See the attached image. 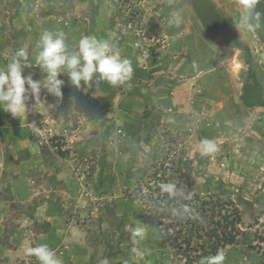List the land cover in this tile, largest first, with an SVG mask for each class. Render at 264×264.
<instances>
[{"label": "rangeland", "instance_id": "374dc122", "mask_svg": "<svg viewBox=\"0 0 264 264\" xmlns=\"http://www.w3.org/2000/svg\"><path fill=\"white\" fill-rule=\"evenodd\" d=\"M142 1L0 0V66L21 47L34 61L39 35L44 30H63L70 47L84 35L111 39L134 69L130 89L101 83L97 96L95 88L75 89L62 74L58 77L65 81L61 98L42 90L45 105L35 106L29 98L25 116L18 119L0 111V202L7 212L13 210L6 222L16 223L18 212L30 213L32 205L44 200L59 203L63 223L80 231L79 239L72 242L54 237L48 242L63 264H185L182 255L163 245L154 217L147 227L152 236L133 244L126 225L146 223L135 219L133 209L126 206L127 194L132 196L138 183L127 184L124 177L128 169L137 177L147 169L141 194L148 195L146 183L151 181L158 189L161 183L160 173L152 176V167L170 169L178 158L187 157L194 169L190 175L194 191L231 201L238 209L241 223L236 241L219 247L225 253L224 264H264L263 113H251L239 105L234 109L225 100L230 93L237 99L235 87L244 77L257 78L264 88V46L254 31H240L244 50L224 53L206 37L188 0H146L147 10H141ZM176 1L183 10V23L169 27L167 18L177 8ZM223 1L234 25L237 0ZM100 15L105 24L98 25ZM187 31L191 38L182 34ZM200 44L207 57L220 63L228 58L240 62L233 80L227 82L222 75L213 80L209 74L192 77L182 70L193 60L189 53L195 47L198 51ZM179 63L181 67L176 68ZM229 65L235 69L234 61ZM29 74L33 80L43 78L35 66L23 69V75ZM205 81H211L210 89L203 88ZM178 87L182 105H187L182 112L168 100ZM199 101L204 110L189 107ZM205 138L218 145L215 154L201 155L199 145ZM170 173L167 170V178ZM28 187L39 194L31 204L21 205L17 193ZM161 194L156 192L154 197ZM122 214L126 217L119 224ZM29 227L34 242L42 231L53 232L50 223L34 222ZM5 230L2 244L9 245ZM30 232L25 237L30 238L29 246L36 247L39 244L31 242ZM133 247L142 255L133 253ZM25 255L28 264H38L34 256Z\"/></svg>", "mask_w": 264, "mask_h": 264}, {"label": "clouds", "instance_id": "9594fccd", "mask_svg": "<svg viewBox=\"0 0 264 264\" xmlns=\"http://www.w3.org/2000/svg\"><path fill=\"white\" fill-rule=\"evenodd\" d=\"M262 2L264 0H237L239 14L234 20V25L238 31H254L260 27L264 13L257 11V6ZM183 19V10L174 8L168 15L167 25L179 27ZM33 66L38 67L43 74L41 80H33L31 74L23 75V69ZM241 67V64L235 65L237 71ZM62 74L67 76L70 85L75 89L87 91L95 88V95L99 96L101 83L113 88L130 89L134 69L132 61L121 55L120 49L111 39L84 35L74 47H70L63 30H44L35 44L34 61L30 60L28 50L21 47L14 50L7 58V62L0 66V111L19 119L26 114V102L29 98L35 101V106L45 105L40 98L42 90L57 99L61 98L65 81L58 77ZM51 107L53 105L47 106ZM32 126L37 128L34 124ZM199 150L204 156L215 154L218 145L213 140L205 138L200 142ZM159 190L169 198L183 197L191 200V196L186 194L185 188L181 187L176 179L161 182ZM172 215L182 221L199 219V213L188 203L173 208ZM126 228L134 245L140 244L149 234L147 226L139 222L135 225H126ZM131 251L142 255L137 247H133ZM28 255L34 256L38 264H63L47 244L30 247ZM225 258L224 251L220 249L215 255L202 257L199 264H224Z\"/></svg>", "mask_w": 264, "mask_h": 264}, {"label": "trees", "instance_id": "16d2710c", "mask_svg": "<svg viewBox=\"0 0 264 264\" xmlns=\"http://www.w3.org/2000/svg\"><path fill=\"white\" fill-rule=\"evenodd\" d=\"M206 1L210 3L209 0ZM198 2L197 0H190L196 16L202 22L203 16L198 12L200 4ZM210 8L213 7L211 6ZM257 11L264 13V2L257 6ZM219 20L227 30L226 35L231 37L234 43L233 46H237L243 50L244 44L236 38L235 34L221 19ZM254 33L259 42L264 46V15L261 17L260 27L256 28ZM251 79L252 85H248V83L244 85L242 95H239V100L245 108H252L254 106L264 108V100L262 99L263 88L255 77H251ZM262 134L264 135V118ZM173 165L175 167L170 169L163 166H160L159 169L156 166L152 167V176L156 177L160 173V178L157 180H161V182H167L172 179L178 180L180 186L185 188L186 194L191 196V200L184 199L183 197L169 198L164 193L154 197V194L160 190L155 188L156 186H151V181L146 183L145 186L150 194L143 195L141 194V180H143L142 176L147 174L148 170L138 171L143 173V175L141 174L137 177V173H132L128 169L124 177L125 182L130 184L133 181L138 184L132 196L127 194L126 198L128 200H126V206H130L133 209V217L137 220H143L148 228L151 224V219L154 217L157 226L160 228V237L163 245L170 247L171 253L174 252V254L179 256L182 255L181 259H184L185 264L199 263L202 257L215 255L219 247L235 243L241 223L240 215L238 209L232 207L231 201L225 202L214 195L201 194L194 191L190 182V175L194 171L190 159H187V157L178 158ZM167 170L171 171L169 178L165 175ZM182 203H188L193 207L199 213V219L182 221L174 217L172 209L179 208ZM124 217H126L125 214L120 216L119 224H123ZM149 236H152L151 232ZM181 248H183L182 253H178V250ZM190 253L197 255L192 257Z\"/></svg>", "mask_w": 264, "mask_h": 264}, {"label": "crops", "instance_id": "0c3cea01", "mask_svg": "<svg viewBox=\"0 0 264 264\" xmlns=\"http://www.w3.org/2000/svg\"><path fill=\"white\" fill-rule=\"evenodd\" d=\"M197 1H199L198 3H200V4H201V2L202 3L207 2L206 0H197ZM209 1H210V3L207 2L209 4V8L211 6L213 7L212 9L214 10L215 14L216 13L218 14V15L216 14L218 16V18L221 19L223 21V23H225V25L227 27H229V29L235 34L236 38L242 44H244L245 43V39H244L245 37L241 34L240 31H238L236 29V27H234L233 23L231 22V17H228L227 11H225L223 9V5H225V3H224L225 1H223V0H209ZM171 3L172 2L170 1V4ZM176 3H177V1H176ZM187 3L189 4L191 10L193 11L192 15L194 14L193 16L196 17V13H195L193 7L191 6L190 0H188ZM147 4L149 6V1L146 2V0H143L142 2H140L141 10H147L148 9V6H146ZM176 5H177L176 7L179 6L178 3ZM185 12L189 13L188 10ZM97 20H98V25L99 24H105L104 23L105 18L102 17L101 15L98 18H96V21ZM197 20H198V18H197ZM96 26H97V24H96ZM223 27H225V26H223ZM102 30H104V28H102ZM194 32L196 35H199V31H197L196 29ZM182 34H185L188 38H191L190 36H188L189 31L184 32ZM196 35H194L193 38H195ZM213 36H221V35L219 32H217ZM98 37L102 38V36H98ZM206 37L211 39V37H208V35H206ZM204 49H205V47L202 44H200V47L198 49L199 52L197 51V49L195 47L193 49V53H189V54H193L192 62H189V64H187V65H182L183 66L182 70L191 72L192 74L189 73V75H192V77H199L201 74H209V78L213 77V80H215V78H217L216 76H219V75H222L224 77V79L227 80V82H230V80H233L237 70H236V68L234 70H231V68H230L231 65H229V64L231 61H234L235 65L240 64V62L238 60L236 61L233 59L229 60V58H228L227 59L228 61H223L224 63H222V62L220 63V61L218 59L215 60L211 56L207 57L206 54H204V53H206L204 51ZM243 50L239 49L237 46H233V48L228 50L227 52H225V51H222V52H224V53L242 52ZM184 54H186V52ZM227 55H229V54H227ZM198 57H202V59L198 60ZM184 60L185 59H182L181 62H183ZM181 64L182 63H179L178 66H176V68H178L179 66L181 67ZM152 74H155V72ZM227 76H228V78H227ZM255 79H257V78H255ZM258 82L260 83V85L263 88L262 83L259 80H258ZM246 83H248V85H252L253 82H252L251 77L250 78L244 77V79L239 83L238 88L235 87L237 90V99L233 100V98H231V96H233V95H231V93H230L228 95V97L225 98V100L228 101L227 104H229L234 109H235L236 105H239L241 109L243 108L246 111H248V110L252 111L251 113H254L256 110L262 111L263 115L261 116L260 122L262 123V126H263L264 108L261 106H254L252 108H245L242 105L241 101L239 100V95H242V89L244 88V85ZM203 85H204L203 86L204 89H206V90L210 89L211 88V81H205V83ZM181 86L186 87L185 84L181 85ZM180 87H178V89L175 88L173 90V92L171 93V95H173L172 98L168 99L171 101L170 104L175 109H177V112H182L184 110L185 111L187 110L186 109L187 105L186 104L182 105L184 102L182 101L183 98L181 97V94H180V91H181ZM187 94H189V91ZM191 96H193V95H191ZM262 99L264 100V88L262 91ZM194 104L195 103H191L190 105H192V106H189V107L200 108L199 106H201V108H200L201 111L204 110L203 109L204 103L201 104V101L196 102L195 105ZM29 181H30V179H29ZM30 184L31 185L34 184L33 180H31ZM38 187L39 186L37 185V188ZM38 194H39L38 191L34 192V190L31 187H28L26 192L21 190L20 193H17L16 199H17V202L20 203L21 205L25 204L26 202L31 204ZM11 214H13V210L11 212H7L5 205H3L0 202V264H24V263L28 264L27 261L29 260V258L25 254L28 253V248H30L31 246H29L30 238H29V240H27L25 235H26V233H28V231L29 232L31 231L29 226H31L34 222L35 223H47V224L50 223L49 230L52 229L53 232H50L48 234L46 232L48 230H46L45 232L42 231L41 234H38L40 236L36 235L37 240H35V242H34V239L32 238L34 233L30 232L32 243L38 242L39 245L40 244H47L48 245V242L51 240V238L53 239V237L54 238H61L63 243H64V240H68V243H69V242H72V240L79 239V236H80L79 235V232H80L79 229L76 227L70 226L69 223H66V222L63 223L64 220L62 219V217L60 215V214H62V206H60L59 203H54V202L44 200L37 205L34 204V205H32L30 213H26V212L24 213L23 211L18 212V215H17L18 218L16 220V223H14V224H10V223L6 222ZM12 219H14V217ZM17 223L18 224L20 223V224L17 225ZM22 225H25V226H22ZM5 229H7V230H5ZM4 230L7 233L6 236L9 237V241H8L9 245L2 244L3 243L2 239L4 236ZM62 233H64V236L61 235ZM41 236H42V238H44V240L41 238Z\"/></svg>", "mask_w": 264, "mask_h": 264}, {"label": "flooded vegetation", "instance_id": "af4514ba", "mask_svg": "<svg viewBox=\"0 0 264 264\" xmlns=\"http://www.w3.org/2000/svg\"><path fill=\"white\" fill-rule=\"evenodd\" d=\"M198 12L203 16V20L201 22V20L197 16H196V18H198L204 33L206 35H208V37H211V36L215 35L217 32H219L221 37H222L223 42L226 45H233L234 44L231 37H228L226 35L227 31H226L225 27H223V25L221 24L218 16L215 14L214 10L212 8H209V4L207 2H205V3L201 2V4L199 5Z\"/></svg>", "mask_w": 264, "mask_h": 264}, {"label": "water", "instance_id": "95a60500", "mask_svg": "<svg viewBox=\"0 0 264 264\" xmlns=\"http://www.w3.org/2000/svg\"><path fill=\"white\" fill-rule=\"evenodd\" d=\"M211 39L214 40L216 43H218V46L221 51L227 52L228 50L232 49V45H226L221 36H211ZM251 81V80H250Z\"/></svg>", "mask_w": 264, "mask_h": 264}]
</instances>
